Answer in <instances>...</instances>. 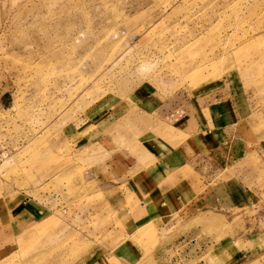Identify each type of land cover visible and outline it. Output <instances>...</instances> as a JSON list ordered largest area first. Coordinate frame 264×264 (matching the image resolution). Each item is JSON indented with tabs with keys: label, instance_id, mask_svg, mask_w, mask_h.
I'll return each instance as SVG.
<instances>
[{
	"label": "rangeland",
	"instance_id": "1",
	"mask_svg": "<svg viewBox=\"0 0 264 264\" xmlns=\"http://www.w3.org/2000/svg\"><path fill=\"white\" fill-rule=\"evenodd\" d=\"M220 89L252 115L255 145L223 167L209 160L202 181L224 191L219 208L138 233L142 264L155 248L160 264H264V0H0V264L113 251L130 202L101 193L94 139L131 151L156 139L141 128L159 123L149 112ZM20 192L49 221L15 246Z\"/></svg>",
	"mask_w": 264,
	"mask_h": 264
},
{
	"label": "crops",
	"instance_id": "2",
	"mask_svg": "<svg viewBox=\"0 0 264 264\" xmlns=\"http://www.w3.org/2000/svg\"><path fill=\"white\" fill-rule=\"evenodd\" d=\"M232 100L225 90L215 94L202 90L175 108L154 109L149 114L158 117V126L141 128L156 139L137 140L131 151L113 149L112 135L94 139L101 152L92 172L101 193L115 205L128 200L130 206L125 212V239L113 251L87 256L81 264H142L144 251L138 241L142 229L150 225L161 229L175 214L190 215L222 205L224 191L209 190L202 181L209 160L223 167L225 162L240 160L255 145L254 134L250 128L245 130L252 115L245 113L239 100ZM9 203L15 211L8 224L15 246L47 226L48 208L27 194L20 192ZM161 252L160 248L152 251L153 264H160Z\"/></svg>",
	"mask_w": 264,
	"mask_h": 264
},
{
	"label": "built area",
	"instance_id": "3",
	"mask_svg": "<svg viewBox=\"0 0 264 264\" xmlns=\"http://www.w3.org/2000/svg\"><path fill=\"white\" fill-rule=\"evenodd\" d=\"M2 161V156L0 155V162Z\"/></svg>",
	"mask_w": 264,
	"mask_h": 264
}]
</instances>
